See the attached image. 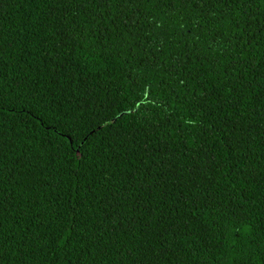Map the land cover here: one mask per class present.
<instances>
[{
    "label": "trees",
    "instance_id": "1",
    "mask_svg": "<svg viewBox=\"0 0 264 264\" xmlns=\"http://www.w3.org/2000/svg\"><path fill=\"white\" fill-rule=\"evenodd\" d=\"M124 8L0 0V264H264V0Z\"/></svg>",
    "mask_w": 264,
    "mask_h": 264
},
{
    "label": "snow or ice",
    "instance_id": "2",
    "mask_svg": "<svg viewBox=\"0 0 264 264\" xmlns=\"http://www.w3.org/2000/svg\"><path fill=\"white\" fill-rule=\"evenodd\" d=\"M177 2L181 5H187L186 10H199L201 8H205L207 4L209 3V0H177ZM217 2H222V0H217ZM132 3V0H80V4L82 8H88V7H98L100 5H103V8L106 9L104 12V15L108 17L109 20H111L112 27L114 31L116 32H122V27L120 22H123V28H128L129 25H135L136 28H139V24L137 23L139 17L136 16L134 18L127 17L125 14V4ZM115 10V12H113ZM176 9L174 7H170L169 11H175ZM195 27L199 28V20L196 21ZM128 37L130 39L132 38H138L139 34L138 32H129ZM124 34L122 32L121 36L119 37V40L121 43L119 44L120 47H123V40H124ZM132 45L129 44V48H131ZM156 60V56L153 54L150 57L149 63ZM182 66V65H181ZM160 67L168 72H171L172 69L165 68L164 65H160ZM237 65L233 64L228 68V71L225 73L227 77H229V82L226 84L223 81L220 82L219 87L223 89H230L232 91H235L238 87L239 88H247L250 85L247 83L246 78L243 74L239 76L238 79L231 77L232 70L236 69ZM240 67H243V64L240 65ZM262 79H264V74H262ZM204 96H207L208 93L204 92ZM231 96V92L229 94V98ZM238 102V101H237ZM2 179V177H0Z\"/></svg>",
    "mask_w": 264,
    "mask_h": 264
}]
</instances>
